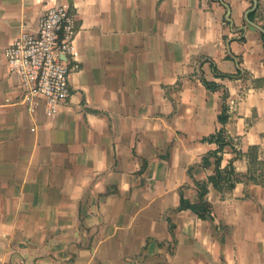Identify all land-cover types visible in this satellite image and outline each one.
Listing matches in <instances>:
<instances>
[{"label":"crops","instance_id":"1","mask_svg":"<svg viewBox=\"0 0 264 264\" xmlns=\"http://www.w3.org/2000/svg\"><path fill=\"white\" fill-rule=\"evenodd\" d=\"M54 3L76 15L77 66L68 101L48 114L23 102L4 49ZM255 3L0 0V264H264ZM258 5L260 21L247 13ZM219 128L231 140L220 167L231 163L236 179L225 191L209 184L201 217L178 205L196 203L195 180L214 172V157L202 160Z\"/></svg>","mask_w":264,"mask_h":264},{"label":"built area","instance_id":"2","mask_svg":"<svg viewBox=\"0 0 264 264\" xmlns=\"http://www.w3.org/2000/svg\"><path fill=\"white\" fill-rule=\"evenodd\" d=\"M76 15L69 6L54 3L46 8L34 31L22 30L5 49L7 65L23 88L22 100L34 111L43 101L53 114L68 101L69 75L77 65L74 42Z\"/></svg>","mask_w":264,"mask_h":264},{"label":"trees","instance_id":"3","mask_svg":"<svg viewBox=\"0 0 264 264\" xmlns=\"http://www.w3.org/2000/svg\"><path fill=\"white\" fill-rule=\"evenodd\" d=\"M256 11L257 9L250 10L248 12V17L250 19H254ZM260 36L262 39V44L264 46V32H261ZM239 72H240V69L237 68V70L233 74L237 75ZM226 74L231 75L229 73H226ZM255 80H258V81H255ZM253 81L256 85H260L264 82V77H256L255 79H253ZM203 82L207 87L214 86V82L212 80L204 79ZM219 120L220 121L226 120V114H225L224 108L219 114ZM208 139L215 141L217 144V148L210 151L206 155H204L203 160H202L203 165L207 166L210 163V159H209L210 156H213L214 157V172L211 174H208L203 181L195 180V184L197 186V200L198 201L193 204V207L196 209V212L201 217H203L205 214H209L210 209H211V205H210L211 203L207 200L205 196V194L208 191L209 184H212L217 189H222V188L230 189L232 188L234 184V180L236 179V176H235L236 174L234 172V169L231 163H228L225 167H220V161H221L220 152L222 151L224 145L231 143V140L226 138V135L223 132V128H219L218 130H216V132L210 135ZM256 149H257L256 146H252L247 151V155L252 165L257 163V159H256L257 150ZM254 170H255V167H254ZM256 175L257 174L255 173H251L252 178L255 180H258L256 178ZM190 206L191 205L189 203V200L181 196L178 208H186ZM172 226L173 225L170 224L171 229H172Z\"/></svg>","mask_w":264,"mask_h":264},{"label":"rangeland","instance_id":"4","mask_svg":"<svg viewBox=\"0 0 264 264\" xmlns=\"http://www.w3.org/2000/svg\"><path fill=\"white\" fill-rule=\"evenodd\" d=\"M249 7H251V4H250V6ZM255 9H257V11H256V13H255V18H254V20H256V21H260L261 19H262V15H263V11H262V8H260L259 7V5L258 6H256V8ZM263 26V25H262ZM263 48H264V46H263ZM255 79V78H254ZM255 81H258V80H255ZM253 167H255L256 169H255V171L256 172H258L259 170H258V164H254L253 165ZM227 188H222V189H220L221 191H225ZM207 194V193H206ZM206 194H205V196H206ZM207 198V197H206ZM196 199H197V193H196ZM208 200V199H207ZM198 201V200H197ZM210 205H212V204H210ZM209 206V205H208ZM191 208H192V211L194 212H196V209L193 207V204L190 206ZM195 209V210H194ZM197 213V212H196ZM168 249L170 250V247H168Z\"/></svg>","mask_w":264,"mask_h":264},{"label":"water","instance_id":"5","mask_svg":"<svg viewBox=\"0 0 264 264\" xmlns=\"http://www.w3.org/2000/svg\"><path fill=\"white\" fill-rule=\"evenodd\" d=\"M255 0H254V5L252 6V8H254L255 7ZM252 8H250V9H248V11H247V13L250 11V10H252ZM262 30V32H264V30L263 29H261Z\"/></svg>","mask_w":264,"mask_h":264}]
</instances>
